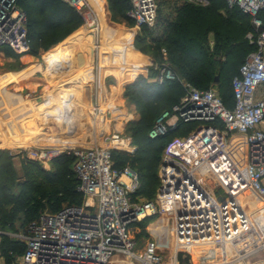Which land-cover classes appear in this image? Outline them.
Returning <instances> with one entry per match:
<instances>
[{
  "label": "built area",
  "instance_id": "built-area-1",
  "mask_svg": "<svg viewBox=\"0 0 264 264\" xmlns=\"http://www.w3.org/2000/svg\"><path fill=\"white\" fill-rule=\"evenodd\" d=\"M18 1L0 0V49L28 52L27 14ZM64 1L83 16L85 26H98L89 0ZM128 1L127 15L137 27L156 23L160 0ZM225 2L229 9L237 7L251 16L254 31L246 38L256 45L232 77V105L224 103L215 86L200 89L184 84V95L155 120L148 135L164 136L180 123L196 125L165 145L159 184L150 199L133 197L141 186L135 168L114 167V150L136 149L132 136L121 128L104 135V145L68 149L66 142L58 141L28 149V159L46 165L64 151L73 155L84 200L44 212L24 231L12 234L25 244L17 264H118L121 257L135 264H167L170 249V264H264V89L258 96L264 86V30L258 32L262 20L257 16L264 0ZM166 66L156 65V82L164 81ZM110 106L108 113H115L116 106ZM91 113L95 124L102 125L106 110L98 105ZM234 133L245 139L244 166L229 148ZM146 217H151L148 224L154 218L158 224L156 230L149 227L151 239L138 252L131 228Z\"/></svg>",
  "mask_w": 264,
  "mask_h": 264
},
{
  "label": "trees",
  "instance_id": "trees-1",
  "mask_svg": "<svg viewBox=\"0 0 264 264\" xmlns=\"http://www.w3.org/2000/svg\"><path fill=\"white\" fill-rule=\"evenodd\" d=\"M164 1V3H163ZM159 1L158 18L156 27L159 31L168 33L164 39L153 35L154 28L143 26L145 32L150 34L148 45L152 54L160 58V50L165 44L171 65L168 67L175 75L173 79H164V82L149 81L147 78L156 77L158 71L150 68L147 77L140 76L125 87L124 95L133 104L139 113L138 120L128 125L127 130L133 138L136 149L133 153L114 150L112 158L114 167L122 169L131 165L138 171L141 186L136 192L150 199L159 184L158 169L165 145L174 136H183L195 127V123H180L179 126L164 136L156 138L149 137V131L155 120L166 110L172 107L184 95V87L179 83L177 76L189 81L194 87L207 89L216 84V88L224 103L231 106L233 103V92L231 89L232 77L238 72L246 55L256 49L246 38L249 31H254L251 16L241 9L234 7L229 9L225 0H209L205 7L196 4L180 2L177 0L172 12L160 14L161 8L165 6V0ZM27 14L28 37L30 40V52L37 53L39 50H48L51 46L61 42L83 23V16L64 0H19ZM113 10L118 14L128 17V0H110ZM227 12L224 22L233 23L239 34L241 44L247 43L248 49L241 51L239 61L225 67L214 60V55L209 54L210 46L207 43L209 33L214 34L213 48L220 49L227 41L232 40L230 35L223 33L216 24L207 20L211 14L223 17L222 11ZM225 16V15H224ZM257 16L262 20L258 32L264 30V9ZM237 23V24H236ZM152 30V31H151ZM256 32V34L258 33ZM233 37L236 36L233 34ZM238 41V40H237ZM138 42V41H137ZM231 42V41H230ZM78 42L74 44L77 45ZM75 45L68 46L59 51L52 58L56 66L63 60ZM145 49V46H142ZM220 68V69H219ZM156 69V68H155ZM219 74H216V71ZM228 70V71H226ZM230 74L226 88L219 85L222 79ZM218 77V81H215ZM220 87V88H219ZM82 87H74L71 93L81 92ZM13 154L8 149H0V226L8 229H17L19 223L25 230L30 222L36 220L45 208L59 211L62 203L67 205H80L82 193L78 189L79 179L71 167L73 156L61 154L52 161V168L45 169L38 161L26 159L22 166L23 180L19 182L17 170L14 167ZM73 163V162H72ZM135 194V196H136ZM52 212V213H53ZM151 217H146L138 224L147 225ZM17 231V230H15ZM3 231L1 241L5 264H14L16 258L24 253L25 244L16 238L10 237ZM182 260L181 254L179 255Z\"/></svg>",
  "mask_w": 264,
  "mask_h": 264
},
{
  "label": "rangeland",
  "instance_id": "rangeland-1",
  "mask_svg": "<svg viewBox=\"0 0 264 264\" xmlns=\"http://www.w3.org/2000/svg\"><path fill=\"white\" fill-rule=\"evenodd\" d=\"M175 2H177V0H165V6L161 8L160 14L172 12ZM91 6L95 14V10L100 13V19H97L99 30L93 31V28H89L83 23L61 42L51 46L48 50H39L37 53H32L30 50L28 52H16L7 47H2L0 49V119L8 126L7 129L0 134V144H6L0 145V149H8L13 154H18L13 157V162L20 176L18 178L19 182L23 180L22 175L24 169L22 163L28 159V149L40 147L43 144L52 145L58 141L63 143L66 142L65 146L68 149L75 148L76 146H90L96 143L104 145V135L111 134V132L120 128L123 134L130 135L127 127L129 124L138 120L139 113L135 106L131 104L124 95L126 85L132 83L140 76L147 77L151 71L150 68L157 70L155 69L156 65L161 66L167 64L166 70L164 71L165 78L173 79L168 72V67L171 65V62L169 60L168 50L166 46H164L165 44H161L160 58L155 57L151 49L149 48L148 50L150 34L144 31L142 28L143 26L137 27L129 16L125 17L123 14L115 12L111 6L110 0H95ZM198 6L205 7L207 5ZM126 13H128V11H126ZM222 13L221 15H223V17L210 13V17L206 24L210 22L216 24L222 29L223 33L228 32V34H231L230 37L232 40H230L231 42L227 41L224 43V46L222 45L220 49L215 50L213 48L214 34L211 32L207 36V43L210 46L211 53L209 54L214 55V60L228 68L231 67V64L240 60L241 51L245 52L248 46L245 42L241 44L240 39H246L244 36L242 38L237 37L239 34L236 32V28L233 29L234 22L230 24L223 21V19L227 17V12L223 10ZM155 26L156 23L153 26H148L150 29L154 28L155 32H153V35H157L164 39V37L169 34V32L164 33L162 30L159 31V27L155 28ZM105 30L117 37L118 43L115 47H112V51H109L111 49H108L107 43L103 42L102 33L105 32ZM233 34L236 36L235 38ZM84 36L88 39L87 44L84 43L86 41L85 39L80 40V38ZM75 42H78L77 45L74 44ZM82 42L85 44L82 46L87 47V51L86 53L77 51L75 58L76 62L72 67H68L63 71L59 70L56 73L51 72L50 63L48 61L49 51L57 47L63 48L64 45H75L72 49L75 50L81 48ZM130 44L136 49L139 56L134 61L131 56L128 55V45ZM100 46H103V48L107 50L101 51ZM142 46H145V49H142ZM101 62L107 67L112 66L111 69H107L108 72L101 70L102 68L99 67ZM89 65H93V67L91 66L92 79L85 83H74L75 76L79 77L78 73L81 69ZM131 66H134V68L136 67L134 70L136 72L133 74L131 71L128 72ZM157 71H159V69ZM215 71L216 74H219L218 70ZM126 72H128L129 75L125 82L117 83L115 79L114 84H112L116 86L114 92L118 91L119 93H116L118 96L116 97L115 95L109 99L106 97L103 98L101 92L106 91L104 89L105 86L109 89L107 84L109 78H111L113 74L117 76L123 75L124 77ZM229 77L230 74L222 79V84L219 85L221 88H226ZM176 78H178V80L180 79L179 83L183 87L185 83L191 84L180 76ZM147 79L149 81H155L154 78ZM76 86L82 87V92L80 93L79 99L77 96V98L73 100L74 97L71 96L69 98L68 93ZM214 86L216 87L217 85L214 84ZM117 88H119V90H117ZM263 89L264 86L261 85L258 89V96L261 95L260 93ZM110 104L116 106L115 113L113 110V113H108L107 110L111 107ZM98 105L106 110L103 122H101L102 125L95 124V116L91 113L93 107ZM125 109L128 111H124ZM116 110L118 111L117 113ZM119 112H121L120 115ZM122 112L124 113L123 116ZM114 117L117 118L116 121L113 120ZM242 137L243 136L240 134H232L229 140V148L231 154L241 163L240 165L244 166L245 159L243 158V153L245 147L243 143L245 139ZM39 138H43V140H47L48 142H35L39 140ZM17 141H24L27 145L18 146ZM132 142H134L133 138ZM62 154L68 153L64 151ZM38 162L45 169H51L53 167L52 162L47 165L40 161ZM72 162H74V158L73 161H71V167L73 164ZM220 191H222L221 188ZM135 194L133 195L134 198H144L143 195L136 194L135 196ZM83 200L84 195L82 194L81 201L83 202ZM67 204L68 202H64L61 207ZM44 212H53V210L45 208L41 214ZM156 220L157 219L154 218L152 223L156 222ZM150 224L143 226L142 224L136 223L131 228V234L137 241L135 250L138 252L142 251L147 242L151 239L152 234L149 231ZM16 228L17 229H8L0 226V264L6 263L2 255L3 247L1 241L3 237H1V234L5 231V234L13 237L12 234L24 231L19 223H17ZM164 230H166V228H164ZM13 238L18 239L17 237ZM172 253V249L166 251L167 264H170ZM20 256L21 254L16 258L14 264H17ZM191 259L192 262H196L195 258L191 257ZM118 264L135 263L130 258L121 257L118 260Z\"/></svg>",
  "mask_w": 264,
  "mask_h": 264
},
{
  "label": "crops",
  "instance_id": "crops-1",
  "mask_svg": "<svg viewBox=\"0 0 264 264\" xmlns=\"http://www.w3.org/2000/svg\"><path fill=\"white\" fill-rule=\"evenodd\" d=\"M179 1V0H178ZM157 22V21H156ZM88 34V33H87ZM81 39H85L86 41L84 42L85 44H87V37L86 36H84V37H82V38H80V40ZM83 42L81 43V48H78V49H75V50H72L70 53H68L67 55H64V56H62L63 57V60L58 64V66H56V63L54 62V59L52 58L53 56H55V54L56 53H58L59 51H63L65 48H67L68 47V45H64V47L62 48V47H57V48H59V49H57V48H55L54 50H51V51H49L48 52V61H49V63H50V70H51V72H53V73H56L57 71H63V70H65L66 68H70V67H72L74 64H75V62H76V53H77V51H81V52H83V53H86V51H87V47H85V46H82V45H85ZM128 47H129V52H128V55H130L131 56V58H132V60L134 61V60H136V58L137 57H139L138 56V53H137V51H136V49H134L133 48V46H132V44H130V45H128ZM79 49H81V50H79ZM85 51V52H84ZM110 51H112V50H110ZM87 55V54H86ZM88 56V55H87ZM89 59V58H88ZM104 60V59H103ZM103 63H104V61H103ZM105 64V63H104ZM104 64H102V62H101V64H99V67L100 68H102L101 70H103L104 72L105 71H107V69H111V67L112 66H106V65H104ZM98 65V64H97ZM93 67V65H89L88 67H85V68H82L81 69V71L78 73V75H79V77H76L75 76V79H74V83H85V82H87V81H89V80H91L92 79V74H91V72H92V67ZM114 67V66H113ZM136 68V67H135ZM135 68H134V66H131L130 67V69L128 70V72L129 71H131L132 72V74L133 73H135L136 71H134L135 70ZM116 70V69H115ZM108 72V71H107ZM128 72H126L125 73V76L123 77V75H120V76H117L116 74L114 75H112L111 76V78H109V81H108V87H109V89L105 86V90L106 91H102L101 93H102V97L103 98H111L112 96H115L116 95V93H119L118 91H116V92H114V88L116 87L115 85H112V84H114V81H115V79H116V81H117V83H122V82H125L126 81V79L128 78ZM110 73V72H109ZM112 74V73H111ZM77 75V74H76ZM131 79V78H130ZM106 82V81H105ZM38 83H40V82H38ZM112 88V89H111ZM117 90H119V88H117ZM73 91V90H72ZM71 91V92H72ZM71 92H69L68 94H69V98L71 97V96H73L74 98H73V100L74 99H76L77 98V96H78V99L80 98V93L82 92H73V93H71ZM107 92V93H106ZM67 94V95H68ZM118 95H116V97H117ZM101 97V96H100ZM121 114V112L119 113V115ZM124 115V113L122 112V116ZM123 120H124V118H123ZM35 142H37V143H47L48 141L47 140H43V138H39V140H37V141H35ZM0 143H1V140H0ZM27 145V143H24V141H17V145L18 146H23V145ZM0 145H6V144H0ZM244 154V153H243ZM244 158V157H243ZM156 222H158V221H156ZM152 223L151 224V227L153 228V229H155L156 228V225L158 224V223Z\"/></svg>",
  "mask_w": 264,
  "mask_h": 264
},
{
  "label": "bare ground",
  "instance_id": "bare-ground-1",
  "mask_svg": "<svg viewBox=\"0 0 264 264\" xmlns=\"http://www.w3.org/2000/svg\"><path fill=\"white\" fill-rule=\"evenodd\" d=\"M95 0H89V3L90 4H92L93 2H94ZM96 11V14H95V18H97V19H100V13L97 11V10H95ZM100 28H99V23H98V26L96 27V28H93V31L94 30H99ZM92 31V32H93ZM107 30H105V32H103L102 33V36H103V42H106L107 43V48L108 49H111L112 50V47H115L116 45H117V43H118V41H117V37H115V36H113V35H111V33H109V32H106ZM100 32V31H99ZM114 37V38H113ZM104 39H105V41H104ZM120 43V42H119ZM93 44V43H92ZM93 47V46H92ZM106 49V48H105ZM104 48H103V46H100V50L101 51H103V50H105ZM107 50V49H106ZM110 51V50H109ZM120 117V116H119ZM0 134L1 133H3L6 129H7V125H6V123H4L3 122V120H1L0 119ZM2 130V131H1ZM243 138V137H242ZM244 140V139H243ZM244 144V147H245V142L243 143ZM244 159H245V149H244ZM116 262V259H114V263Z\"/></svg>",
  "mask_w": 264,
  "mask_h": 264
},
{
  "label": "water",
  "instance_id": "water-1",
  "mask_svg": "<svg viewBox=\"0 0 264 264\" xmlns=\"http://www.w3.org/2000/svg\"><path fill=\"white\" fill-rule=\"evenodd\" d=\"M215 81H218V77H216Z\"/></svg>",
  "mask_w": 264,
  "mask_h": 264
}]
</instances>
